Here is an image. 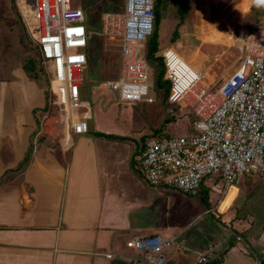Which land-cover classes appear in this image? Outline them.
<instances>
[{
  "label": "crops",
  "instance_id": "0c3cea01",
  "mask_svg": "<svg viewBox=\"0 0 264 264\" xmlns=\"http://www.w3.org/2000/svg\"><path fill=\"white\" fill-rule=\"evenodd\" d=\"M14 1L8 9L11 22L0 18V264H143L147 254L128 248L127 241L136 234L154 233L177 239L164 251L165 264H197L198 253L214 240L219 241L216 253L223 254L220 264H264L263 220L250 217L253 214L248 210L239 219L233 218L232 210L224 211L237 194L235 186L233 198L229 195L220 210V223L216 221L227 226V231L206 222L198 224L197 219L174 235L159 225L147 209L159 192L142 173L144 144L129 130L114 127L118 121L113 114L115 104H108L118 90L102 102L100 86L93 85L91 101L84 97L85 72L92 61L88 55L80 87L83 105L60 104L50 92L45 68L47 81L42 75L33 77L26 72V61L40 55L31 38L32 33L38 35L37 21L32 24L26 10L24 19L22 11L15 16ZM157 79L149 92L153 100L145 102H154L157 91V96L162 93ZM120 101L128 105L144 102L121 97ZM45 106L43 115L40 110ZM80 118L87 120V132L72 130L71 121ZM194 228L203 233L207 243L189 244ZM231 238L235 244L226 249Z\"/></svg>",
  "mask_w": 264,
  "mask_h": 264
},
{
  "label": "built area",
  "instance_id": "2783aa9c",
  "mask_svg": "<svg viewBox=\"0 0 264 264\" xmlns=\"http://www.w3.org/2000/svg\"><path fill=\"white\" fill-rule=\"evenodd\" d=\"M33 2L38 49L45 70L46 63H51L57 83L52 93L64 106L81 107L80 87L91 32L84 9L73 0ZM155 4L156 0H125L123 8L99 15L102 36L119 39L121 70L111 85L123 100H153L146 93L154 81L144 43L154 31ZM235 47L239 65L216 88L204 81L201 72L179 68L170 50L163 52L165 78L171 82L167 100L174 106L168 112L173 115L176 108H189L195 119L190 134L153 133L145 139L140 159L151 186L190 196H199L204 187L217 189L221 202L243 173L264 176V20L255 28H241ZM70 126L78 133L88 131L83 118L72 120ZM176 241L160 233L136 234L127 247L147 254L143 264H165L164 251ZM218 248V240L210 242L198 253L196 263L208 264Z\"/></svg>",
  "mask_w": 264,
  "mask_h": 264
},
{
  "label": "rangeland",
  "instance_id": "374dc122",
  "mask_svg": "<svg viewBox=\"0 0 264 264\" xmlns=\"http://www.w3.org/2000/svg\"><path fill=\"white\" fill-rule=\"evenodd\" d=\"M12 1L0 0L1 21H10L9 15L11 13L8 12V9L12 5ZM73 1L78 5L86 2L91 6L90 14L87 17V24L90 26L91 32L89 48L86 52L92 61L85 72L84 97L91 101L93 96L92 87L93 85H99V91L103 93L100 95V97L102 96V102L108 101L107 99L109 98L107 97L115 93L112 86L108 85V81L119 76L121 52L117 37L102 36L98 25L100 13L98 14L97 10L101 11L105 5L110 10L119 8L124 5V0ZM14 2L17 4L15 16L18 12L21 15L22 11V17L26 15L27 11V15L30 18L29 21L34 24L37 17L33 0H29L26 4L24 0H15ZM165 3V7L162 8L163 19L161 26H163L162 35L165 36L168 33V36L164 43H161V48L157 54L163 57L164 63L163 52L172 47L181 56L183 55L187 62L188 59L194 56L199 65L194 68L201 70L204 75V81L213 88H216L239 65L240 54L235 47V40L241 28L256 26L264 20V0H248L247 2H243V0H188L189 9L185 14L183 23L178 28V38L175 41H171L172 32L180 21L178 0H166ZM31 38L33 43H37L38 35L36 33H32ZM145 45L147 47V43ZM190 53L192 55H189ZM149 64L151 79L154 81L159 76L161 63L160 60L149 59ZM45 67L51 82L50 91L54 92L57 83L52 77L53 67L50 62L46 63ZM91 71L94 83L91 82ZM166 74L167 68L165 76ZM41 75L46 81L48 80L46 74L42 73ZM102 83H107V85ZM159 92H162L161 96H157L159 94L157 91L154 102L144 101L129 105L120 101L119 91L115 93L116 95L112 96L108 104H115L116 109L113 114L118 120L114 124L115 129L118 131L129 130L139 142H145V139L152 135L153 132L161 131L162 134L166 135L192 133L195 115L192 114L191 110L183 108L180 111L176 108L174 114H170L168 109L174 106L167 99L164 100L162 98L163 90ZM103 110L105 111L106 108L103 107ZM108 116L110 117L111 114L108 113ZM111 123L113 121L108 122L109 125ZM130 127L131 130L129 129ZM135 159H139L136 154ZM245 183L246 185H251L250 188H247ZM233 184L238 188L234 200H231L226 207L227 201L223 202L220 209L217 205L220 203L221 192L215 188V190L212 189L210 193L212 211L209 215L206 214L207 211L203 212L204 207L198 197H191L173 188L166 190L153 187L158 189L159 194L157 197H153L151 202L153 206L147 209L161 227L168 229L170 235L176 234L183 225L192 219L196 220L199 216L197 219L198 224L206 222L213 226L212 223H215L216 227L227 231V226L224 228V225L221 227L215 222L223 216L220 210L224 207L225 212L233 211V218L235 219H239L243 212L248 210L254 215H250V217L263 220L261 221V226L264 231V178L256 173L246 172L239 176ZM233 190L230 194L232 198ZM240 210L243 211L241 212Z\"/></svg>",
  "mask_w": 264,
  "mask_h": 264
},
{
  "label": "trees",
  "instance_id": "16d2710c",
  "mask_svg": "<svg viewBox=\"0 0 264 264\" xmlns=\"http://www.w3.org/2000/svg\"><path fill=\"white\" fill-rule=\"evenodd\" d=\"M165 1L166 0H156L154 31H153L152 35L148 38V40L144 43V48H145V51H146L147 56L149 57V59H151V60H160L161 69H160L159 76H158V79H157V85H158V87L160 89H163L162 98L164 100L168 98V95L170 93L171 82H170V80L165 79V77H164L165 76V72H166V66H165V63L163 61V57L161 55H158L157 52L161 48V43L163 44L165 39H166V37L168 36V33H166L165 36L162 35L163 26H161L162 19H163L162 8L165 7V5H166ZM188 4H189L188 0H178V11H179V20L180 21L177 24V27L175 28V30L172 32V35H171V38H170L171 41H175L178 38V35H179L178 28L183 23V21L185 19V14L187 13V11L189 9V5ZM81 6L84 9L86 17H88L89 14H90L89 10H90L91 6L89 5V3H86V2H83V4ZM106 10H110V9L108 8V6L105 5V7L103 9H101V11L97 10V12L99 14V13H102V12H104ZM160 32H161V34H160ZM166 32H167V28H166ZM146 43H147V47L145 45ZM192 53H190L189 55H192ZM25 69H26V72L29 73L33 77H38L42 73L45 74L44 67L42 65L41 57H40L39 54H37L36 58L35 57L34 58L30 57L26 61ZM46 111H47V106H45L44 108H42L40 110V112L43 113V115L46 113ZM39 120H41L40 117H39ZM153 133L161 134V131L153 132ZM96 135L104 136V137H112V138H116V139H124V137H122V136L115 135V134H107L105 132H96ZM142 143L144 144V142H142ZM199 200L203 204L204 211L205 210L206 211L209 210L206 213V214L209 215V213H211L212 210L210 209L211 208V202H210V193H209V189L208 188H204L201 191V194L199 195ZM214 224L215 223H213V226L216 227V225H214ZM235 238H237V235L235 236ZM234 244H235V240H232V238H231L226 249H229ZM222 261H223V254L222 253H215L213 258L209 261L208 264H220Z\"/></svg>",
  "mask_w": 264,
  "mask_h": 264
},
{
  "label": "bare ground",
  "instance_id": "6f19581e",
  "mask_svg": "<svg viewBox=\"0 0 264 264\" xmlns=\"http://www.w3.org/2000/svg\"><path fill=\"white\" fill-rule=\"evenodd\" d=\"M246 0H244L243 2H245ZM247 2V1H246ZM245 9V8H244ZM236 43V40H235ZM168 50H170V53L172 54V56L175 58V63L178 64V67L181 68L182 70L186 71V72H193V73H197V72H201V70L196 69L194 67H198V61L197 59L193 56L192 58L188 59V62L185 60L184 56L182 57L180 55V53H178L173 47L170 49H166L165 51L167 52ZM210 72V71H209ZM202 73V72H201ZM207 81V80H206ZM233 188L230 189V191L228 192V194L226 195V197L222 200L220 206H222L223 202H225L228 198V196L231 194Z\"/></svg>",
  "mask_w": 264,
  "mask_h": 264
},
{
  "label": "water",
  "instance_id": "95a60500",
  "mask_svg": "<svg viewBox=\"0 0 264 264\" xmlns=\"http://www.w3.org/2000/svg\"><path fill=\"white\" fill-rule=\"evenodd\" d=\"M187 241L189 242V244L195 245L201 242L207 243L208 239L203 237V233L198 228H194L190 232L189 238Z\"/></svg>",
  "mask_w": 264,
  "mask_h": 264
},
{
  "label": "clouds",
  "instance_id": "9594fccd",
  "mask_svg": "<svg viewBox=\"0 0 264 264\" xmlns=\"http://www.w3.org/2000/svg\"><path fill=\"white\" fill-rule=\"evenodd\" d=\"M150 91H146L147 94H149Z\"/></svg>",
  "mask_w": 264,
  "mask_h": 264
}]
</instances>
